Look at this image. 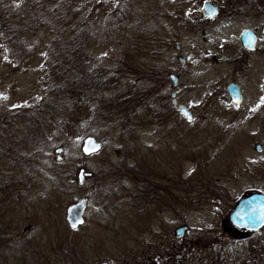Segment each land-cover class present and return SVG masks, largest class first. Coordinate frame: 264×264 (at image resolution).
<instances>
[{
    "label": "rangeland",
    "instance_id": "rangeland-1",
    "mask_svg": "<svg viewBox=\"0 0 264 264\" xmlns=\"http://www.w3.org/2000/svg\"><path fill=\"white\" fill-rule=\"evenodd\" d=\"M210 1L219 11L194 33L186 14L202 0H32V13L48 25L45 40L32 32L25 39L32 49L14 57L0 45V93L7 97H0V264H173L180 244L181 264H264V226L240 233L228 220L241 196L264 193V110L246 123L222 99L232 81L246 95L258 93L264 54L238 58L240 32L260 11L254 0ZM178 42L190 64L173 87L168 74ZM205 49L219 52L201 57ZM80 53L86 65L77 85L89 94L97 84L100 92L76 111L61 109V94L46 89L47 61L73 68ZM173 89L192 109L190 121L171 103ZM100 97L128 103L114 116L97 108L98 116ZM37 100L40 114L23 110ZM48 104L57 105L48 112ZM88 134L103 147L83 155ZM79 167L92 173L81 184ZM143 179L151 180L149 190H173L175 209L156 214L150 207L135 218L129 195ZM80 197L89 221L73 230L66 207ZM182 225L189 229L177 238Z\"/></svg>",
    "mask_w": 264,
    "mask_h": 264
},
{
    "label": "trees",
    "instance_id": "trees-1",
    "mask_svg": "<svg viewBox=\"0 0 264 264\" xmlns=\"http://www.w3.org/2000/svg\"><path fill=\"white\" fill-rule=\"evenodd\" d=\"M18 3L20 4L16 6V4H13L11 0H0V45L3 46L0 47L3 51H5V55L9 57L20 56L24 51H30V49H32V45L27 44L25 40L26 37L31 35L32 32L39 31L38 33L40 36H38L36 40L38 42L43 41L45 40V36L47 34L45 32L48 29V25L43 23V19L40 20L34 15V13H32V8L35 5L34 4L32 6V0H19ZM47 41H52V39L50 38ZM75 62V66L72 68L71 64L60 61L57 62L55 59H49V61H47L48 74L45 81L48 82V87L46 89H53V91H58L61 94L58 101L62 105L61 109H75L76 111L77 109L82 108L81 105L84 104V97H91L94 92L98 95V92H100V88L97 84L88 82L91 84L92 88H94H89L91 91L89 94L88 91L85 90L84 86L79 87L77 85V81L74 77L79 74L80 70H82L84 65H86L83 61L81 53L79 58L77 57L75 59ZM73 69L76 71H72ZM82 71L84 72V70ZM67 74H69L71 78L68 79L66 76ZM84 90L86 91V94L83 93ZM91 101L93 103L95 100ZM127 103L126 97H122V101L117 102V104L112 103V100L108 99L106 102L105 99L103 100L100 97L96 110L98 112V116L99 114L104 115L101 112H108V115L114 116L112 110L121 112L122 104L125 107ZM51 105L53 104H48V112L53 110L57 104L55 106ZM32 108H34L33 113L36 112L40 114L41 104L39 103V100L33 102L32 105L24 107L23 110L26 112H32ZM97 108H100L99 111L101 112H99ZM92 111L95 110L92 109Z\"/></svg>",
    "mask_w": 264,
    "mask_h": 264
},
{
    "label": "flooded vegetation",
    "instance_id": "flooded-vegetation-1",
    "mask_svg": "<svg viewBox=\"0 0 264 264\" xmlns=\"http://www.w3.org/2000/svg\"><path fill=\"white\" fill-rule=\"evenodd\" d=\"M205 1H209L212 2L213 4L217 5L218 10L220 8V5L214 3L213 1L210 0H202L201 2V6H200V10H198V8L195 10L194 13H191V11L188 12V22L190 23V30H193L194 33H199L200 29L199 27L202 25L201 23L204 22L209 23L210 18L215 15H206L203 13L202 7H203V3ZM254 3L256 5V10L260 11L258 14V19H257V23L254 26H246L242 29V31L240 32L239 35V43H240V48H241V55L238 58L239 60V64L241 62V60L243 59L244 61H246V55L251 54V53H255L257 52L258 54H264V18L262 19V17H260V14L264 15V0H254ZM262 11V12H261ZM186 20V19H185ZM178 21V19H177ZM181 20H179L178 22H180ZM189 28V26H186V28ZM245 29H249L252 31V33H254L253 35H255L256 37V43L254 45L253 48H249L247 46H245L240 37L242 32ZM205 30V29H204ZM199 31V32H198ZM203 41L206 42V38L203 37ZM176 50H177V58H178V62H177V66L174 67V71L172 73H174L177 76V82L173 87H178L179 83H180V78L182 76V73H180V68L182 66H186L187 64H190V62L187 63V58L186 56L181 54V49L183 48L182 45L178 42L175 44ZM211 49V48H209ZM209 49H205V50H201L200 52V56H204L206 57H210L211 59H214V53L212 51H214L215 53H218L219 51H215V50H209ZM208 54V55H207ZM204 58V59H205ZM200 60V59H198ZM246 68V67H245ZM244 68V69H245ZM239 70L241 71V74L244 73L243 67L239 65ZM168 78H169V74H168ZM262 82H263V86H264V76L261 77L260 79H256L255 81V85H256V89L258 91L257 94L255 95H246L244 93V89L242 87V85L240 84V80L235 82L232 81L230 82L227 87H226V93H224L222 95V99H223V103L226 102V104L228 106H235L241 109V113H240V118L242 120H244V122L246 123H256L259 121L260 117H258L259 113L262 111V109L264 110V94L261 95L259 94V89H261L262 86ZM231 83H235L238 86V90H239V100L237 102L233 101L232 97L230 96L229 92H228V86ZM175 91V95L171 96V103L174 106L178 107V113L179 115V106L180 105H185L183 102L179 103L178 100V95H179V91L177 89H174ZM172 90H169V93L171 94ZM175 98L176 102H173V99ZM225 98V100H224ZM186 106V105H185ZM188 107V106H187ZM191 111L192 109L190 107H188ZM84 182V180L82 181ZM140 182V181H139ZM151 184V180H141V182L139 183V186H134L135 188L131 191V194L129 195V198L131 199L130 201H128V208H131V213H133L132 215L136 218V217H143L142 215L144 214V212L147 211V209H149L150 207H156L157 211L156 214L159 213V211H162V209H167V208H174L173 203L178 204V201L176 202H171L170 198L174 197V191L170 190V191H153V190H149L148 187ZM175 209V208H174ZM84 221L81 225H79L78 227L74 228V229H79V228H83L87 225L89 219L87 217V208L85 207L84 209ZM69 227V226H68ZM70 228V227H69ZM73 229V230H74ZM147 233L149 232L148 229L146 230ZM2 234V230H0V235ZM132 252V251H131ZM174 255H179V257L177 258L178 260H174L173 264H181V259L180 257L182 256V253H184V250L182 249V245L180 244V246L174 247L173 251L171 252ZM184 259H186L184 257ZM159 260V259H157ZM152 264H156V259L154 258ZM156 262V263H155ZM159 264H169L166 263V261H161V263Z\"/></svg>",
    "mask_w": 264,
    "mask_h": 264
},
{
    "label": "water",
    "instance_id": "water-1",
    "mask_svg": "<svg viewBox=\"0 0 264 264\" xmlns=\"http://www.w3.org/2000/svg\"><path fill=\"white\" fill-rule=\"evenodd\" d=\"M203 13L206 15H213L217 12V5L205 1L202 7ZM251 30L245 29L241 34L242 43L253 48L256 43V37L253 35ZM171 83L174 86L177 82V76L173 73L170 74ZM228 92L232 97L233 101L237 102L239 100V90L235 83L228 86ZM174 96L175 92H171ZM175 103V98L173 99ZM179 112L184 114L186 120L192 119V112L185 106H179ZM186 113V114H185ZM102 146V142L97 140L93 135H87L83 138L81 144V152L83 155H90L97 152ZM256 150H261V144L255 145ZM63 151L62 146H57L54 149L55 157L57 159L61 158V152ZM90 175V173H86ZM78 181L83 178V168H80L77 174ZM85 208V198H80L76 202L70 204L66 209V219L69 225L72 227L75 224L77 227L83 222V212ZM228 220L230 223L240 230H257L264 225V193L263 192H250L237 200L232 210L228 213ZM187 229L186 225L180 226L175 230L176 236L180 237L184 234ZM96 264H107L106 262H100Z\"/></svg>",
    "mask_w": 264,
    "mask_h": 264
},
{
    "label": "snow or ice",
    "instance_id": "snow-or-ice-1",
    "mask_svg": "<svg viewBox=\"0 0 264 264\" xmlns=\"http://www.w3.org/2000/svg\"><path fill=\"white\" fill-rule=\"evenodd\" d=\"M0 97H3V98H5V99L7 98V97L4 96L2 93H0ZM185 114H186V113H185ZM75 226H76L75 224L72 225L73 228H74Z\"/></svg>",
    "mask_w": 264,
    "mask_h": 264
}]
</instances>
